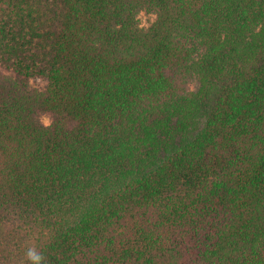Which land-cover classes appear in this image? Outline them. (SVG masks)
Segmentation results:
<instances>
[{"label": "trees", "instance_id": "obj_1", "mask_svg": "<svg viewBox=\"0 0 264 264\" xmlns=\"http://www.w3.org/2000/svg\"><path fill=\"white\" fill-rule=\"evenodd\" d=\"M0 264H264V0H0Z\"/></svg>", "mask_w": 264, "mask_h": 264}, {"label": "rangeland", "instance_id": "obj_2", "mask_svg": "<svg viewBox=\"0 0 264 264\" xmlns=\"http://www.w3.org/2000/svg\"><path fill=\"white\" fill-rule=\"evenodd\" d=\"M49 2H47V5H48ZM58 13V11H57ZM49 16L54 19V16H53V13L52 11L49 9ZM138 24H139V27L143 30H146L155 20V16L154 15H151V14H146L144 12H141L139 15H138ZM31 86L33 88H40L41 87V83H39L38 81L36 80H33L31 81ZM197 88V83L196 81H192L191 85H190V89L192 92L195 91V89ZM41 121L43 124L45 125H48L49 123V120L46 118V117H42L41 118Z\"/></svg>", "mask_w": 264, "mask_h": 264}]
</instances>
